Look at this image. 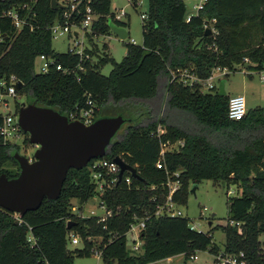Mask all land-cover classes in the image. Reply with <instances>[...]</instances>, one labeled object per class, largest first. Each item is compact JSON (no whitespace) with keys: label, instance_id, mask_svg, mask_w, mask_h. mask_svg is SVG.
Segmentation results:
<instances>
[{"label":"trees","instance_id":"1","mask_svg":"<svg viewBox=\"0 0 264 264\" xmlns=\"http://www.w3.org/2000/svg\"><path fill=\"white\" fill-rule=\"evenodd\" d=\"M23 3L36 11L39 26L32 32L14 33L8 20H0V35L5 37L0 41V80L16 75L22 82L17 94L25 95L24 103L49 107L67 117L70 111L84 106L87 98L98 107L94 120L118 110L117 115L125 121L103 158L119 155L136 168L141 179L132 177L129 184L122 179L106 188L102 198L112 216L105 221V228L96 217L81 218L71 211V200L81 207L95 194L86 166L71 168L58 198H44L36 210L22 217L0 208V264H73V252L91 254L93 243L87 241L88 236L101 238L97 247L108 264H150L177 255H183L186 261L200 250L215 256L220 251L211 235L191 229L187 217L154 215L168 193V180L178 181L173 199L184 204L190 184L205 179L236 185L240 190L227 202L229 222L223 227L221 252H242L247 264H264V248L258 239L264 231V107L255 106L241 119L232 120L227 116L229 96L220 95L218 87L202 92L199 81L188 84L182 80L193 75L204 81L217 68L235 71L245 58L248 67L261 69L264 0H207L203 10L189 22L185 21L187 8L183 0H148L141 44L128 43L120 62L111 59L113 66L108 75L98 71L107 55L98 61H82L83 71L63 73L51 69L45 74L35 73L34 61L39 54L52 56L64 68L76 67L79 58L52 47L47 27L60 17L61 8L52 9L50 0H4L3 5ZM110 3L92 2L93 11L99 15L93 30L99 33L109 31L106 15ZM211 19L214 31L205 34L203 22ZM116 23L127 26L123 21ZM88 51L93 57L95 48ZM160 85L167 92V113L157 117L153 100ZM174 111L187 115L194 126L173 121ZM158 124L165 128L160 135L156 134ZM167 141L181 144L166 150L160 160L161 145ZM15 151L17 147L0 144V174L8 178L19 173L12 156ZM159 160L162 168L156 166ZM7 165L15 166L16 171ZM134 216L148 218L139 235L141 250L131 253L125 233ZM69 221L75 223L70 229ZM68 231L82 238V249L67 248Z\"/></svg>","mask_w":264,"mask_h":264},{"label":"built area","instance_id":"2","mask_svg":"<svg viewBox=\"0 0 264 264\" xmlns=\"http://www.w3.org/2000/svg\"><path fill=\"white\" fill-rule=\"evenodd\" d=\"M128 1L132 5H135L137 3L136 0ZM206 1L207 0H197V2L193 5V12H187V14L185 15V21L189 22L192 16L198 15V13L203 10ZM92 2L93 0H58L59 5H61V15L59 18L53 20L47 27L50 31L52 40H57L59 38L68 39L66 52L78 56L79 63L76 65V67L64 68L61 64L56 63L55 59L52 56L39 54L34 61L35 73L45 74L51 69H55L63 73H75L76 69L83 71L82 61L92 58L88 51L91 50L92 47L87 48L84 45V40L86 39L88 41H92L93 37H97L98 35H103L104 37L110 38V34L112 33L110 28L107 33H99L93 30L94 24L97 22L99 15L93 11ZM3 4L4 0H0V20H8L14 33H18L22 30H28L32 32L38 28L39 25L37 24V13L29 4L23 3L11 7H5ZM124 15L125 13L123 9H120L117 13L110 12L106 15V18H109V21L117 24L116 22L122 21L121 19ZM140 18L142 22L145 21L147 19V14H140ZM213 22L214 19L204 21V29L210 28L211 31H214L213 28H211V24ZM2 40H4V37L0 35V41ZM132 43L136 44L135 40H132ZM244 61L248 62L246 58L244 59ZM216 70L220 71L219 68L215 69L214 71ZM221 70L225 71L226 69L224 68ZM214 71L212 72L211 76L204 81L198 80L193 75H190L188 80H182L184 83L188 84H192L195 81L205 82V84L210 88L213 86L211 81L214 76ZM260 79L264 81V74L260 76ZM18 81L20 80L14 74H11L7 78H2L0 80V144L11 145L17 148L20 140L24 141V132L21 130L18 123V110L22 103L19 104L18 108L17 104H15V109L13 111H10L7 98H15L18 96V89L15 86ZM97 110L98 107L93 102V100L87 98L86 104L82 107L70 111L67 118L69 121H79L85 125H89L94 121ZM246 111L247 109L245 106V100L242 95L229 96L227 109V116L229 119L239 120L244 117ZM164 132L165 128L158 124L156 134L160 135ZM179 143L181 144V142L179 141L174 143H169L168 141L166 143H162L160 150V160L162 159V156L164 155V152L166 150H174ZM36 147L37 146H35V148ZM32 159L33 157L29 158L30 161ZM160 160L156 163L157 168H162V162ZM86 167L90 172L92 182H94L95 184V194L92 197L96 198V203L94 206L88 209L87 215H85L82 211V205L81 207H79L78 205L74 206L72 204L71 211L76 216L81 218L96 217L97 222H102L103 228H105V221L112 216V212L106 207V204L102 198L104 191L106 190V188H111L114 185L116 186L122 181V179L126 184H129L132 176L128 171H124V173L127 172L128 175H126L125 177H123L122 175L120 182L117 183L119 165L114 162L113 159H106L103 157L90 160L87 163ZM174 175L177 176L178 172H175ZM165 185L168 188V193L165 196L163 203L157 205L154 215L184 217L179 206L180 204H178L173 199V193L179 187L178 181L168 180ZM95 208L101 209V212L97 213ZM205 209L206 208H203V210ZM147 218L148 217L145 216L142 218H136L134 216L135 220L130 223L129 228L125 233L126 247L131 253H136L141 250L142 240L139 235L140 231L145 226V220ZM231 224L234 223L231 222ZM190 228L199 231L195 227V225L191 223ZM67 237L72 244L79 243V237L74 232L68 231ZM86 239L87 241H92L93 243V246L90 250L91 254H95L96 256L101 257V249L97 247L98 244L94 241V238L88 236ZM100 239L101 238L99 237V241ZM127 243H130V245H128ZM243 257L244 254L242 252L238 253V255L225 253L223 254L222 252H220L214 256L212 264H247ZM198 260V254L197 252H194L188 256L185 264H200L198 263Z\"/></svg>","mask_w":264,"mask_h":264},{"label":"rangeland","instance_id":"3","mask_svg":"<svg viewBox=\"0 0 264 264\" xmlns=\"http://www.w3.org/2000/svg\"><path fill=\"white\" fill-rule=\"evenodd\" d=\"M135 5L130 4L128 0H111L110 12L117 13L120 9H123L125 15L122 17V21L126 23L125 30L127 36L121 39L115 33H111L110 38L104 37L103 35H98L93 37L92 41L84 40V45L87 48H95V53L93 55V60L98 61L99 57L107 58L104 62L99 64L98 71L103 75H108L112 69L113 63L111 59L115 62H120L127 51V44L135 43L140 45L142 42V20L140 14L146 13L148 10V0H136ZM186 5L187 12H193V5L197 0H183ZM68 39L59 38L57 40H52V47L57 52H66ZM250 63L245 62L240 65L237 70L230 71L226 69L225 71L216 70L214 71V76L212 78V85L219 87L223 83V90L226 96L242 95L245 100L246 109L254 108L255 106L264 107V81L260 79V76L264 74V63L261 69H255L248 67ZM183 73V72H182ZM180 76V75H179ZM184 78L185 75L181 74ZM201 83V91L207 92L210 88L205 82ZM9 110L13 111L15 109V104H21L26 101L25 95H18L15 98L8 97ZM167 92L164 86L160 85L158 93L154 98L153 102L158 109L157 117H162L167 113ZM118 110H113L106 112V116L117 115ZM127 115V113H124ZM171 118L176 123H183L187 127H193V123L188 118L187 115L181 114L180 112H171ZM125 125H123L124 127ZM122 128V126L120 127ZM24 140H20L18 144V152L24 155L28 159L33 157L35 151V146L29 142L28 134H24ZM12 171H16V167L13 165H7ZM194 184H190L186 196V202L180 204V209L185 217L189 219V223L194 224L195 227L202 231L203 233H209L212 237V241L218 245L219 251H223V244L225 241V234L223 227L229 222L227 216V202L230 197L239 194V189L236 185L226 186L220 181H214L210 179H205L199 181L195 184V190L192 191ZM74 206L78 205L76 200H71ZM96 203V198L92 197L88 201L82 204V211L85 215L88 214V209L94 206ZM203 208H206L203 210ZM97 213L101 212V209L95 208ZM202 210V213H201ZM79 237L78 244H72L67 237V248L70 250L82 249L83 243L82 238ZM258 239L264 248V231L258 235ZM95 242L99 241V237L94 238ZM130 245V243H127ZM200 264H212L214 255L208 250L197 251ZM183 255H178L175 258V262L181 263ZM112 264H116L115 261H111ZM73 264H108L107 261L103 260L102 257L96 256L95 254L84 255L73 252ZM155 264V263H150ZM157 264H166L165 262Z\"/></svg>","mask_w":264,"mask_h":264},{"label":"water","instance_id":"4","mask_svg":"<svg viewBox=\"0 0 264 264\" xmlns=\"http://www.w3.org/2000/svg\"><path fill=\"white\" fill-rule=\"evenodd\" d=\"M50 6L52 9L61 7L58 0H50ZM108 25L121 39L127 36L124 27L111 21ZM210 33L211 30L206 28L205 34ZM15 86L19 89L21 81ZM218 91L220 95L224 94L223 83ZM124 121L121 115L103 116L85 125L69 121L67 116L52 108L22 103L18 110L19 126L28 134L29 142L37 147L31 161L18 151L13 153L19 166L17 176L8 178L6 174H0V208L22 217L27 211L36 210L44 198L50 201L57 199L67 172L71 168L81 169L90 160L103 157L110 140ZM113 161L119 165L117 183L124 171L135 179H141L136 168L119 155L114 156ZM72 224L75 223L69 221L67 228L70 229Z\"/></svg>","mask_w":264,"mask_h":264},{"label":"crops","instance_id":"5","mask_svg":"<svg viewBox=\"0 0 264 264\" xmlns=\"http://www.w3.org/2000/svg\"><path fill=\"white\" fill-rule=\"evenodd\" d=\"M181 256V255H180ZM178 257V255L177 256H173V257H169V258H166V259H164V260H161V261H158V262H155V264H157V263H162V262H165L166 264H178L177 263V261L175 262V258H177ZM186 263V261H184V258H182V261H181V263L180 264H185Z\"/></svg>","mask_w":264,"mask_h":264}]
</instances>
